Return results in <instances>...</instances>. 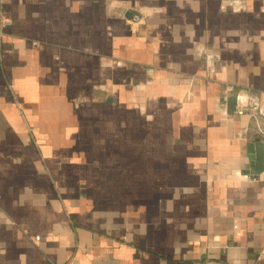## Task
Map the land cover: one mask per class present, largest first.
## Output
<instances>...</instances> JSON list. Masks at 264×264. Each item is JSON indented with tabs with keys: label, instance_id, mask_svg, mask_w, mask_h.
Wrapping results in <instances>:
<instances>
[{
	"label": "crops",
	"instance_id": "crops-1",
	"mask_svg": "<svg viewBox=\"0 0 264 264\" xmlns=\"http://www.w3.org/2000/svg\"><path fill=\"white\" fill-rule=\"evenodd\" d=\"M255 139L264 0H0V264H264Z\"/></svg>",
	"mask_w": 264,
	"mask_h": 264
},
{
	"label": "water",
	"instance_id": "water-1",
	"mask_svg": "<svg viewBox=\"0 0 264 264\" xmlns=\"http://www.w3.org/2000/svg\"><path fill=\"white\" fill-rule=\"evenodd\" d=\"M247 166L243 167V175L248 180L254 181L264 174V144L260 139H255L249 145Z\"/></svg>",
	"mask_w": 264,
	"mask_h": 264
},
{
	"label": "built area",
	"instance_id": "built-area-1",
	"mask_svg": "<svg viewBox=\"0 0 264 264\" xmlns=\"http://www.w3.org/2000/svg\"><path fill=\"white\" fill-rule=\"evenodd\" d=\"M133 22L137 24L138 22H140V18L138 16H134ZM257 112H258V108L255 105H252L248 102H244L242 104L239 103L236 114L238 116H243L244 114H249L250 117L254 120V122H256ZM255 125H256L257 130L261 133L259 126L256 123H255Z\"/></svg>",
	"mask_w": 264,
	"mask_h": 264
}]
</instances>
